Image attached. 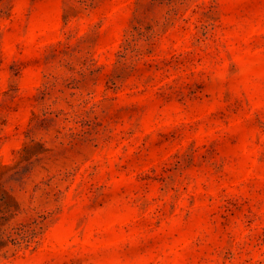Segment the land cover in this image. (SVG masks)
Segmentation results:
<instances>
[{"label":"rangeland","instance_id":"rangeland-1","mask_svg":"<svg viewBox=\"0 0 264 264\" xmlns=\"http://www.w3.org/2000/svg\"><path fill=\"white\" fill-rule=\"evenodd\" d=\"M0 264H264V0H0Z\"/></svg>","mask_w":264,"mask_h":264}]
</instances>
